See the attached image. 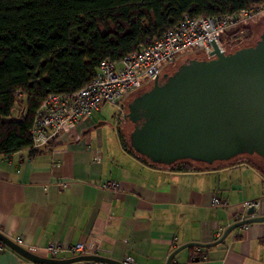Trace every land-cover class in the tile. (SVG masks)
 Returning a JSON list of instances; mask_svg holds the SVG:
<instances>
[{"label":"crops","instance_id":"obj_1","mask_svg":"<svg viewBox=\"0 0 264 264\" xmlns=\"http://www.w3.org/2000/svg\"><path fill=\"white\" fill-rule=\"evenodd\" d=\"M98 111L37 153L0 154L1 234L21 237L42 257L50 258L49 242L83 241L88 255L165 264L176 247L213 242L246 218L244 200H257L255 215H264V171L249 157L188 170L154 165L128 149L118 125L111 135L97 124ZM107 181L118 191L102 188ZM214 197L224 204L213 205ZM70 257L63 250L54 258ZM0 264L39 263L7 247ZM170 264H264V222L238 226L218 244L183 248Z\"/></svg>","mask_w":264,"mask_h":264},{"label":"trees","instance_id":"obj_2","mask_svg":"<svg viewBox=\"0 0 264 264\" xmlns=\"http://www.w3.org/2000/svg\"><path fill=\"white\" fill-rule=\"evenodd\" d=\"M263 3L264 0H0V154L24 148L34 154L50 145L32 148L30 128L36 109L48 94H68L84 86L103 60L119 61L159 38L184 15L219 16ZM251 37L250 22L227 32L221 42L229 53L237 50L240 41ZM119 136L125 142L120 130ZM125 143L133 151L129 140ZM196 163L205 164L179 160L162 166L188 170Z\"/></svg>","mask_w":264,"mask_h":264},{"label":"water","instance_id":"obj_3","mask_svg":"<svg viewBox=\"0 0 264 264\" xmlns=\"http://www.w3.org/2000/svg\"><path fill=\"white\" fill-rule=\"evenodd\" d=\"M210 42L214 50L208 52L209 59L202 58H206L202 48L180 55L166 63L158 77L155 74L125 96L124 137L134 152L161 166L191 160L208 164L196 163L198 167H207L245 156L264 171V27L253 43L242 40L233 52L220 51L213 38ZM164 71L169 74L159 78ZM143 87L147 89L140 91ZM255 212V207L247 208V217L228 225L213 242L176 247L165 264L183 248L218 244L238 226L264 222V215ZM0 241L39 264H122L88 254L42 257L1 233Z\"/></svg>","mask_w":264,"mask_h":264},{"label":"built area","instance_id":"obj_4","mask_svg":"<svg viewBox=\"0 0 264 264\" xmlns=\"http://www.w3.org/2000/svg\"><path fill=\"white\" fill-rule=\"evenodd\" d=\"M263 13L264 3L219 16L184 15L174 27L164 31L159 38L139 46L119 61L103 60L93 78L84 86L68 94L47 95L36 109L32 120L30 128L32 148L40 149L49 143L57 142L63 131L98 111L102 104L114 106L118 119H123L122 100L125 96L131 90L145 84L150 78L153 79L155 74L158 77L159 70L166 63L200 48L209 59L208 52L214 50L210 42L212 38L217 48L225 51L226 48L221 42L223 36L232 29L249 24ZM101 186L114 192L120 187L115 181H107ZM212 204L224 203L214 197ZM257 204V200L242 202L244 208H256ZM12 241L19 246L23 243L22 238L18 236ZM7 247L0 241V250ZM44 250L50 258H54L63 250L69 251L71 257L88 254L87 245L83 241L68 246L59 242H49ZM133 262L131 256L121 260L122 264H133Z\"/></svg>","mask_w":264,"mask_h":264},{"label":"rangeland","instance_id":"obj_5","mask_svg":"<svg viewBox=\"0 0 264 264\" xmlns=\"http://www.w3.org/2000/svg\"><path fill=\"white\" fill-rule=\"evenodd\" d=\"M251 27H252V37L249 40L248 39L245 40L247 44L253 43V41L258 36L260 30L264 27V13L251 21ZM124 110H125V106L123 107V113ZM99 122H102L100 126H104V129L108 130L111 135H112V131H114L113 128L118 125L122 137L124 138L125 142H127L124 137V130L122 125V123L126 122V119H124V117L123 119L120 118L118 119V116L116 114V108L114 106L110 104H102L100 106L98 111V119L96 120V123L98 124Z\"/></svg>","mask_w":264,"mask_h":264},{"label":"flooded vegetation","instance_id":"obj_6","mask_svg":"<svg viewBox=\"0 0 264 264\" xmlns=\"http://www.w3.org/2000/svg\"><path fill=\"white\" fill-rule=\"evenodd\" d=\"M169 74V73H167L166 71H164L162 74H161V76L159 77V78H161L162 76H163V74Z\"/></svg>","mask_w":264,"mask_h":264}]
</instances>
